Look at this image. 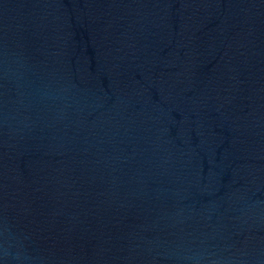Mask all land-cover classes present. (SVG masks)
Here are the masks:
<instances>
[{"label": "water", "instance_id": "water-1", "mask_svg": "<svg viewBox=\"0 0 264 264\" xmlns=\"http://www.w3.org/2000/svg\"><path fill=\"white\" fill-rule=\"evenodd\" d=\"M0 264H264V0H0Z\"/></svg>", "mask_w": 264, "mask_h": 264}, {"label": "clouds", "instance_id": "clouds-1", "mask_svg": "<svg viewBox=\"0 0 264 264\" xmlns=\"http://www.w3.org/2000/svg\"><path fill=\"white\" fill-rule=\"evenodd\" d=\"M193 259H196V257H193Z\"/></svg>", "mask_w": 264, "mask_h": 264}]
</instances>
